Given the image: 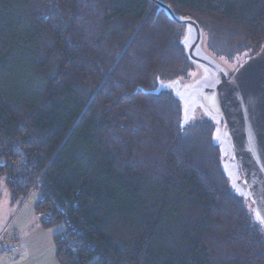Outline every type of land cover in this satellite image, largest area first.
<instances>
[{
    "label": "trees",
    "instance_id": "16d2710c",
    "mask_svg": "<svg viewBox=\"0 0 264 264\" xmlns=\"http://www.w3.org/2000/svg\"><path fill=\"white\" fill-rule=\"evenodd\" d=\"M214 58L264 45V0H159ZM149 0H0V180L34 207L57 264H264V230L215 126L168 84L185 26ZM11 256V251L0 249Z\"/></svg>",
    "mask_w": 264,
    "mask_h": 264
},
{
    "label": "water",
    "instance_id": "95a60500",
    "mask_svg": "<svg viewBox=\"0 0 264 264\" xmlns=\"http://www.w3.org/2000/svg\"><path fill=\"white\" fill-rule=\"evenodd\" d=\"M174 24L185 26L187 39L185 51L191 62L205 67L216 84L207 89L179 91V82L168 84L174 95L191 110L194 104L205 106L223 120L222 140L228 147L230 161L239 171L236 184L253 206V216L264 230V45L259 52L246 59L231 77L227 78L220 67L203 56L198 45L202 34L198 25L173 11L159 0H149ZM220 137V138H221Z\"/></svg>",
    "mask_w": 264,
    "mask_h": 264
},
{
    "label": "rangeland",
    "instance_id": "374dc122",
    "mask_svg": "<svg viewBox=\"0 0 264 264\" xmlns=\"http://www.w3.org/2000/svg\"><path fill=\"white\" fill-rule=\"evenodd\" d=\"M186 39H187V34L185 35L183 42ZM184 46H185V43H184ZM198 50L206 58L212 59L220 67V69L224 72L227 78L231 77L246 62V59H245V60H239V61L236 60L232 63H229V62L214 58L213 56H211V54L207 50L206 38L203 35L198 45ZM191 66H192V69L190 70V73L188 74V76L185 79L178 81L179 91L188 94V92L192 89L200 90L203 87L210 89L216 84L215 78L211 75V73L205 67L201 66L200 64L194 63V62H191ZM183 107L184 109L189 110V108L184 103H183ZM189 114H190L189 118L196 119L201 116H204V117L209 118L213 122L215 126V134H214L215 142L219 144L222 150V155H224L225 157V161L223 162V168L225 171H227V174L230 179L233 177H237V171L233 167L232 163L230 161L227 163L230 150L228 149V147H225L222 137H221L222 130H224L222 117L219 115H215L214 113L209 111L205 106L200 105V104H194L191 110L189 111ZM30 194L31 196L27 199V201L24 200L20 205L19 204L12 205L7 186L3 180H0V245L4 243L7 244V247H10V248H7L6 251H9V250L11 251L12 247H15L14 248L15 253H17L18 244L21 245L20 241L16 242V240L11 239V234H12V229H13L12 220L15 217L16 210L20 209L22 206H23V208H21L23 209L22 212H29V215H30L31 208H32L31 204L34 202L35 198L37 200L40 199V193L31 192ZM29 215H27L26 213V218H25L26 220L29 217ZM35 222H36L35 220L34 221L30 220L29 224L26 225L25 232H27V235H29V233H31L32 231L38 232V230H40L41 232H43L45 230H48V229L37 227L36 225H34ZM52 229H55L54 230L55 232H59V231L61 232L62 230H64V226L57 225V226L52 227ZM3 254L4 256L1 258L6 259V260L8 257L11 258V256L9 255L6 256L5 253ZM10 254H13V253H10Z\"/></svg>",
    "mask_w": 264,
    "mask_h": 264
},
{
    "label": "crops",
    "instance_id": "0c3cea01",
    "mask_svg": "<svg viewBox=\"0 0 264 264\" xmlns=\"http://www.w3.org/2000/svg\"><path fill=\"white\" fill-rule=\"evenodd\" d=\"M31 196L29 194L25 201ZM35 198L34 202L31 204V212H22L23 206L16 210L15 217L12 220L13 229L11 234V239L16 240V242L20 241L21 245L18 243L17 253H13L11 258L3 259L1 257L4 254L0 252V264H57L55 259V249L53 246V237L60 234L61 232H55V229H48L43 232L38 230V232H31L27 235L26 225L29 224V221H36L34 225L42 228L39 225L38 219L35 216L34 207L38 200ZM22 213V214H21ZM26 213L29 215V219L26 218ZM36 230V229H34ZM54 231V232H53ZM25 237V238H24ZM23 247V248H22ZM7 244L0 245V249H7ZM15 248V247H14ZM15 254V255H14ZM7 256V255H6Z\"/></svg>",
    "mask_w": 264,
    "mask_h": 264
}]
</instances>
